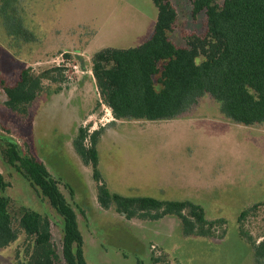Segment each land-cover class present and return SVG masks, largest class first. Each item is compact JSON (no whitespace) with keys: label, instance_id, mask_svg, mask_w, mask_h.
<instances>
[{"label":"rangeland","instance_id":"1","mask_svg":"<svg viewBox=\"0 0 264 264\" xmlns=\"http://www.w3.org/2000/svg\"><path fill=\"white\" fill-rule=\"evenodd\" d=\"M171 1L178 11L172 39L204 31V12L194 16L190 0ZM157 17L153 0H0V80L13 84L25 67L35 75L50 70L58 79L42 80L28 115L7 107L0 83L1 136L38 157L61 181L78 213L90 264H262L253 245L264 239L263 127L228 120L212 98H203L191 115L167 120L118 121L106 104L95 112L93 55L143 43ZM81 126L89 134L100 129L99 180L75 147ZM90 141L88 136L86 147ZM0 172L9 181L5 194L13 209L26 206L50 216L60 244L62 217L4 160L1 147ZM102 183L125 198L198 203L211 223L202 233L187 232L175 215L127 214L115 201L102 204ZM25 238L22 232L0 249V264H16Z\"/></svg>","mask_w":264,"mask_h":264},{"label":"trees","instance_id":"2","mask_svg":"<svg viewBox=\"0 0 264 264\" xmlns=\"http://www.w3.org/2000/svg\"><path fill=\"white\" fill-rule=\"evenodd\" d=\"M153 1L158 17L147 40L128 48L105 47L93 55L91 71L99 97L95 112L106 104L118 121L167 120L191 115L203 98H212L221 102V112L228 120L264 128V0H190L194 16L205 13V29L186 34L180 41L170 36L178 18L173 2ZM55 70L62 79L63 69ZM50 72L35 75L25 67L13 84L0 80L7 107L28 115L30 105L43 89L42 80H58ZM1 129L0 124L2 157L48 199L63 219V233L58 244L50 216L26 206L13 209L11 198L5 194L9 181L0 172V249L18 240L23 232L26 238L16 251V264H90L78 213L61 181L38 157L23 153L18 142L2 137ZM99 130L89 134L88 127L81 126L74 140L98 180ZM88 136L91 144L86 147ZM99 188L103 205L115 201L127 214L139 210L154 219L175 215L187 232L200 229L198 233H202L211 223L203 206L189 200L125 198L112 194L103 183ZM253 247L256 259L264 264V239L254 242Z\"/></svg>","mask_w":264,"mask_h":264},{"label":"built area","instance_id":"3","mask_svg":"<svg viewBox=\"0 0 264 264\" xmlns=\"http://www.w3.org/2000/svg\"><path fill=\"white\" fill-rule=\"evenodd\" d=\"M75 68L77 67V65L74 66Z\"/></svg>","mask_w":264,"mask_h":264}]
</instances>
